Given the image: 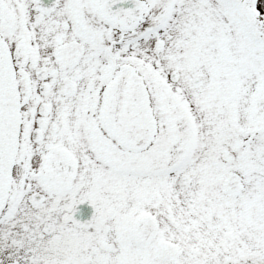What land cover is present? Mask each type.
<instances>
[{
	"label": "snow or ice",
	"instance_id": "6c2138e0",
	"mask_svg": "<svg viewBox=\"0 0 264 264\" xmlns=\"http://www.w3.org/2000/svg\"><path fill=\"white\" fill-rule=\"evenodd\" d=\"M0 264H264V0H0Z\"/></svg>",
	"mask_w": 264,
	"mask_h": 264
}]
</instances>
